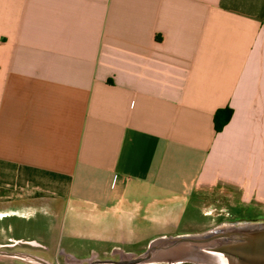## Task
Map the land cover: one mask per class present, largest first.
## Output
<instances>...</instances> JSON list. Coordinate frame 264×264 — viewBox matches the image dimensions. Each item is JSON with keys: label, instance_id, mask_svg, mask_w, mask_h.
<instances>
[{"label": "crops", "instance_id": "crops-1", "mask_svg": "<svg viewBox=\"0 0 264 264\" xmlns=\"http://www.w3.org/2000/svg\"><path fill=\"white\" fill-rule=\"evenodd\" d=\"M216 186L264 208V0H0V247L112 264Z\"/></svg>", "mask_w": 264, "mask_h": 264}, {"label": "water", "instance_id": "water-1", "mask_svg": "<svg viewBox=\"0 0 264 264\" xmlns=\"http://www.w3.org/2000/svg\"><path fill=\"white\" fill-rule=\"evenodd\" d=\"M163 244L153 243L147 250L135 257L97 260V263L139 264L149 261L160 247L169 248L187 243L201 248L212 255L213 260L186 258L200 264H264V218L223 221L200 234L168 238ZM0 254L26 258L40 264H49L41 257L26 252L6 251Z\"/></svg>", "mask_w": 264, "mask_h": 264}, {"label": "rangeland", "instance_id": "rangeland-1", "mask_svg": "<svg viewBox=\"0 0 264 264\" xmlns=\"http://www.w3.org/2000/svg\"><path fill=\"white\" fill-rule=\"evenodd\" d=\"M237 195L233 188L228 186H216L198 191L195 202V214L191 217L194 221L184 224L190 228L192 234H200L209 228L223 221L239 219H260L264 218V208L257 206L254 209L240 207L236 203ZM6 251L23 250L21 247H12L11 242H6ZM173 257H179L177 254ZM49 263V262H48ZM0 264H40L26 258L0 254ZM54 264V263H49Z\"/></svg>", "mask_w": 264, "mask_h": 264}, {"label": "bare ground", "instance_id": "bare-ground-1", "mask_svg": "<svg viewBox=\"0 0 264 264\" xmlns=\"http://www.w3.org/2000/svg\"><path fill=\"white\" fill-rule=\"evenodd\" d=\"M171 250L173 253L177 254L179 257H186V258H197L203 260H213L214 263L216 262L217 258L211 259L212 255L207 254L201 248L195 247L194 245L187 244V243H180L175 245Z\"/></svg>", "mask_w": 264, "mask_h": 264}, {"label": "trees", "instance_id": "trees-1", "mask_svg": "<svg viewBox=\"0 0 264 264\" xmlns=\"http://www.w3.org/2000/svg\"><path fill=\"white\" fill-rule=\"evenodd\" d=\"M231 115V109L228 107L219 108L215 111L213 116L214 128L219 131L225 122L229 119Z\"/></svg>", "mask_w": 264, "mask_h": 264}]
</instances>
